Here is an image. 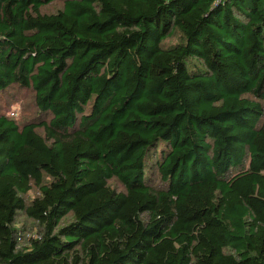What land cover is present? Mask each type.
I'll return each mask as SVG.
<instances>
[{
  "label": "trees",
  "instance_id": "16d2710c",
  "mask_svg": "<svg viewBox=\"0 0 264 264\" xmlns=\"http://www.w3.org/2000/svg\"><path fill=\"white\" fill-rule=\"evenodd\" d=\"M54 1L0 0V97L41 114L0 105V264H264V0Z\"/></svg>",
  "mask_w": 264,
  "mask_h": 264
},
{
  "label": "rangeland",
  "instance_id": "374dc122",
  "mask_svg": "<svg viewBox=\"0 0 264 264\" xmlns=\"http://www.w3.org/2000/svg\"><path fill=\"white\" fill-rule=\"evenodd\" d=\"M64 8L63 0H56L52 4L45 6L42 11L44 14H55ZM185 43L184 36L178 30H175L172 36L168 37L164 42V47H172L178 44ZM0 105L2 113L13 118L18 122L19 125H23L28 121L37 120L41 117L40 111L36 104V94L34 90L27 89L21 86H14L9 89L5 94L0 97ZM42 132L43 130H39ZM154 184L157 187H162V181L160 175L156 173L154 175ZM46 182L50 180L46 178ZM111 189L118 192L125 191L123 184L117 180L112 179L109 182ZM41 196V190L33 186L32 190L24 196L27 204L33 201L35 198ZM73 220V216H69L63 221L62 225L68 224ZM16 229L19 231L18 243L20 248H26L32 240H36L39 237V226L38 224L29 219L24 211L18 213L15 223Z\"/></svg>",
  "mask_w": 264,
  "mask_h": 264
}]
</instances>
